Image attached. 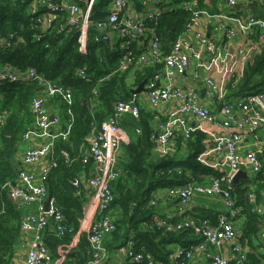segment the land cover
Here are the masks:
<instances>
[{"label": "built area", "instance_id": "built-area-1", "mask_svg": "<svg viewBox=\"0 0 264 264\" xmlns=\"http://www.w3.org/2000/svg\"><path fill=\"white\" fill-rule=\"evenodd\" d=\"M95 1L75 0L65 3L36 0L37 5L30 9L28 14L33 18L38 32L43 34L48 31L50 24L59 14L65 13L67 21L64 28L66 32L71 29L78 30L77 44L80 53L86 52L90 41L96 45L106 43L111 46L118 45L120 55L117 67L107 77L116 72H124L131 66L138 70L149 64L155 65L152 67H160L145 84L146 101L151 108L158 109L163 105H173L167 112L166 122L160 125L159 132L154 136L156 144L160 147L169 146L177 133L188 139L197 129L190 125V121L194 119L217 126L224 131L217 138L216 147L221 154L219 156L223 157L225 170L218 176H210L208 184L193 182L182 187H172L168 189V196L182 206H187L195 194L220 196L228 210L227 216L217 217L215 226L206 218L197 220L191 216L185 217L179 223H170L164 219L156 220L153 225L157 229L168 232L191 231L201 242L189 248L177 249L172 260L168 262L155 261L149 255L130 248L127 251V262L129 264H189L193 259L194 251H198L205 254L210 264H229L230 259L222 254L207 252V246L219 249L223 244L229 243H234L230 248L235 257L233 261L243 262L246 250L241 245L240 235L229 218L230 215L234 216L236 209L232 183L237 173L251 171L258 175L264 184V147L261 146L245 155L239 152V147L245 139V132L252 133L255 141H259L254 132L260 126L264 129V94L226 101V90L220 89L213 80L206 79V96L210 99L218 98L222 102L219 110L213 112L210 107L200 102L197 90L181 88L182 86L176 85L174 81L186 73L193 59H200L204 49L210 55L216 50L214 40L205 37L202 32H194L200 19L218 21L216 30L219 33H222L228 22H234L236 30L226 31V38L229 40L237 39L240 34L246 35L257 29V39L260 42L264 41V20L251 17L246 22H241L239 18L233 19L226 15L201 11L195 1L179 0V6L190 15V21L185 34L172 44L167 54H164L161 50V37L156 30L157 17L170 8L172 0H143L139 7H135L134 0H108L106 12L100 19L95 18L92 12ZM240 1L225 0L228 8L231 9ZM146 22H152L153 26H148ZM190 33H193L195 40L193 44L185 36ZM113 35L117 38L116 42L112 39ZM39 38L40 35L37 34L34 39ZM140 39L142 50L138 57H135L130 49V43L134 42L138 45ZM242 75L234 78L239 79ZM74 76L85 83L90 81L83 68L75 69ZM107 77L100 79L98 83ZM30 80L36 81L37 86L45 90L49 97L58 96L67 107L71 105V92L68 89L47 81L34 69L14 70V72L10 67L0 69V86L4 83L14 84ZM30 110L34 117L36 132L28 130L23 134V141L28 142L35 134L44 138L45 144L39 147L30 146L23 151L20 157L21 169L17 172L15 186H11L8 192L10 200L16 205L34 206L35 209L34 213L24 216L20 223V235L30 237L23 264H46L52 261L61 264L76 247L82 235H85L90 250L87 264H106L108 252L103 247V240L115 231L112 219L106 215L108 207L113 202L110 185L119 177L116 168L117 153L125 142V135L118 126V119L125 114L138 119L139 108L133 102L116 104L112 116L101 122L86 138L87 154L95 167L94 173L87 179V185L93 191V201L98 209L97 218L90 210L86 211L84 208L78 232L67 245L57 247L55 259L44 245V230L49 226L51 229L54 228L55 236L58 238L70 233V230L65 225L64 216L57 208L55 200L47 196L44 180L50 170L56 166L55 162L47 161L55 139H67L69 128L61 130L59 118L50 116L46 101L39 96L32 98ZM226 130L231 131L225 132ZM61 154L69 161L65 152ZM36 166L39 167L38 182L34 175L26 170L28 167ZM79 185L80 180L74 178L72 186L78 189ZM247 200L253 205L251 209L253 213L263 214V207L255 204L256 197L253 192L247 195ZM46 201L47 210L44 209Z\"/></svg>", "mask_w": 264, "mask_h": 264}, {"label": "trees", "instance_id": "trees-1", "mask_svg": "<svg viewBox=\"0 0 264 264\" xmlns=\"http://www.w3.org/2000/svg\"><path fill=\"white\" fill-rule=\"evenodd\" d=\"M178 2L179 0L177 7L167 9L157 17L156 30L161 37L165 54L178 37L185 33L190 21V15ZM107 4L108 0L95 1L92 10L95 18H103ZM28 6L29 3L23 0H0V68L10 67L19 71L34 69L47 81L68 89L72 98L69 107L58 99L61 110L59 125L61 130L69 128V137L55 139L47 161L55 162L56 166L44 180L47 196L55 200L57 208L64 216L65 225L70 230V233L60 238L55 236L54 228L44 233V245L52 253L56 252L57 247L71 241L83 218L86 199L79 193V188L72 186V181L91 164L87 157L86 138L101 122L112 116L113 106L120 102H131L134 98L132 90L142 81L147 82L160 68L138 70L131 66L124 72H116L107 77L117 67L120 55L118 45H96L90 41L86 52L80 53L77 44L78 30L71 29L66 32L65 13L59 14L48 31L40 34L33 18L26 11ZM80 8L83 11V6ZM146 24L153 26L152 22ZM37 34L40 38L35 40ZM136 45L131 42L130 49L138 57L140 50L136 49ZM77 68L85 69L90 78L89 82H82L74 76ZM104 77L107 78L98 83ZM255 94H264V47L247 66L241 78L230 79L226 86L225 100L246 98ZM39 95V87L33 80L4 83L0 86V264H9L20 237L23 212L8 199L7 194L17 177L16 158L23 142V134L32 128L34 121L30 110L31 100ZM154 136L152 131L145 130L137 140L130 142L126 147L130 161L122 174L116 164L119 177L110 185L113 202L106 211L109 217L112 216L109 212L112 208L117 211L113 214L115 231L107 236L113 237L114 241L123 238L125 229L138 227L150 217L151 209L147 207L146 200L151 191L156 188L182 187L193 182L203 184L205 178L219 175V172L201 165L198 161L202 152V137L199 133L192 132L185 141L177 139L176 151L162 158L152 159L150 152L156 143ZM28 148L30 146L25 150ZM62 152L68 155L69 161ZM237 186L233 185L235 207L240 208L239 213L244 214V221L240 224L233 221V224L240 235L241 245L249 248L251 238L258 233L263 218L241 211L243 204H239L238 199L245 190H240ZM185 237L183 232L147 230L141 237V244L137 249L133 246V250L142 251L155 260L163 261L171 253L167 247L180 243ZM88 259L90 250L85 235H82L65 261L67 264H87ZM229 264H262V260L256 249L251 248V251H246L243 262L232 261Z\"/></svg>", "mask_w": 264, "mask_h": 264}, {"label": "crops", "instance_id": "crops-1", "mask_svg": "<svg viewBox=\"0 0 264 264\" xmlns=\"http://www.w3.org/2000/svg\"><path fill=\"white\" fill-rule=\"evenodd\" d=\"M26 1V0H23ZM51 2H60L63 1L65 3H70L75 0H45ZM143 0H134L135 7H139L140 3ZM178 0H172L170 4V8L177 7L176 3ZM194 1V0H193ZM29 3L26 11L28 12L30 9L34 8L37 3L36 0H27ZM196 2V1H195ZM179 4V2H178ZM197 7L201 11H206L209 14H222L226 15L230 18H239L241 22H245L249 17H256L264 20V0H241L239 4L233 9L228 8L225 0H202L196 2ZM169 8V9H170ZM218 21L213 20H205L200 19L198 23V27L194 29V32H202V34L216 42V50L213 54H209L205 49L202 52L200 59H193L191 61L190 67L186 71V73L181 76L174 83L178 86H182L181 88H192L195 91H198L199 100L201 103L206 104V106L210 107L213 112H217L221 107L222 102L218 99H210L206 96V79H211L214 83L222 90H226V86L230 79L242 75L247 66L252 62L253 58L256 55L261 53L262 47H264V41H258V30L254 29L253 32L248 33L246 35L240 34L237 39L229 40L226 38V31L228 29L236 30V25L234 22H228L223 29L222 33L217 32L216 26ZM183 33L182 35H184ZM180 35L179 37H181ZM186 38L193 44L195 42L193 33L186 34ZM178 37V38H179ZM114 42H116L117 38L115 35L112 36ZM171 48V47H170ZM170 48L166 51H170ZM137 50H142L141 39L136 47ZM161 50L165 54V50L161 44ZM239 50L241 52L239 53ZM155 66L153 64H149V66L144 67L149 68ZM6 68V67H4ZM0 68V69H4ZM160 68V67H159ZM162 69V67H161ZM12 72L17 70L15 68H10ZM163 71V70H162ZM40 98H43L47 102V110L50 116L58 117L60 120V97H49L45 90L39 88ZM133 95V94H132ZM134 96V95H133ZM62 101V100H61ZM63 102V101H62ZM133 102L140 111V117L135 119L128 114L121 116L118 119V126L121 131L125 135V142L122 147L119 149L120 152L117 153V168L122 172L125 170V167L130 161V157L126 153V147L130 144V142H134L137 138L144 132L145 130H150L154 134L159 132L160 125L164 124L167 120V112L173 107V105H163L158 109L151 108L146 101V93H142L140 95L134 96ZM65 105V104H64ZM114 109V106H113ZM33 118V116H32ZM32 128L30 132H36L35 123L32 122ZM197 127L194 133H199L202 137L201 139V147L202 152L198 156V161L201 165L208 166L212 170H216L217 172L224 171L225 165L223 161V157L219 153L218 148L216 147V141L220 134L224 131L217 126H213L207 123H201L197 120H191L190 125ZM226 130L225 132H227ZM229 130L228 132H230ZM254 134H256L259 138V141H255L253 134L250 132H245V139L243 140L241 146L239 147V152L242 155H245L247 152L255 151L261 146L264 147V129L263 127H259L255 130ZM177 139H181V141H185V138L181 136L180 133H177L175 139L169 144V146L160 147L156 143H154L153 148L151 149L150 156L152 159L162 158L167 154H171L176 151L177 145L175 141ZM24 142V141H23ZM20 146V151L17 155V171L21 169L20 157L23 151L29 147H39L45 144V139L33 134L31 139L28 142H24ZM175 143V144H174ZM88 153V151H87ZM179 155V154H178ZM89 155L87 154V157ZM90 159V157H88ZM91 160V159H90ZM29 173L33 174L36 182H38V172L39 167H28L26 169ZM95 171V167L93 161L91 160V164L89 167L79 172L75 178L80 180L79 185V193L86 199L84 208L90 210L95 218H97L98 209L93 201V191L87 185V179L92 176ZM244 176L237 179L236 183L233 185H238L237 187L240 190H245V193L242 194L238 202L239 204H243L241 207V211L244 210L246 213L254 214L263 218V223L259 225V231L255 237L251 238V246L248 248L244 246V250L251 251V248L256 249L257 255L262 260V264H264V211L262 215H257L251 211L253 205L246 199L247 195L250 192H253L256 197L255 204L260 205L264 209V198H263V189L264 184L259 179L258 175H255L251 171H244ZM209 178H205L203 184H208ZM234 195V193H233ZM149 198L147 201V207L151 209L150 217L138 227H134L133 229H125V233L123 238L114 241L113 237H105L103 240V247L108 252V258L106 264H129L127 262V251L133 246L135 249L141 244L142 238L147 230H158L165 233H180V232H168L163 229H157L153 222L159 219H164L170 223L181 222L185 217L191 216L200 219H208L212 225H216L217 217L219 216H227L228 210L225 208L223 204V200L220 196H206L195 194L191 200V202L187 206H182L178 202L170 199L168 196V189L156 188L148 194ZM8 197V194H7ZM9 199V197H8ZM235 199V195H234ZM10 200V199H9ZM236 203V200H235ZM20 210L23 212V216H26L29 213H34V206H25V205H17ZM83 210V212L85 211ZM240 208H236L234 212V216L231 217V221L235 224H240L244 221V214L239 213ZM110 218L114 221V215L117 211H114L112 208L110 211ZM236 219V220H235ZM51 230L49 226L44 233ZM185 233L186 237L182 238V241L178 244H173L167 247L169 252H171L167 258V260H163V262H168L172 260V257L177 249L189 248L191 246H195L200 243L201 240L197 238L191 231H182ZM30 244V237L20 235L15 248L14 253L9 261V264H23L25 252L28 249ZM234 243L223 244L221 248L216 249L211 246H207V252L210 253H219L223 256L230 259V262L235 258L231 253V246ZM142 252V251H138ZM144 253V252H143ZM54 259L56 258L55 251L52 252ZM151 257V256H150ZM152 258V257H151ZM154 259V258H152ZM89 260V259H88ZM155 260V259H154ZM160 261V260H155ZM229 262V263H230ZM46 264H57V262L52 261L51 263ZM61 264H67V261H63ZM189 264H210L209 260L205 258V254L194 251L193 259Z\"/></svg>", "mask_w": 264, "mask_h": 264}, {"label": "water", "instance_id": "water-1", "mask_svg": "<svg viewBox=\"0 0 264 264\" xmlns=\"http://www.w3.org/2000/svg\"><path fill=\"white\" fill-rule=\"evenodd\" d=\"M145 84H146V81H142L134 90H132V94L134 96H137V95L144 93L145 92ZM243 176H244L243 172L237 173L234 177V183H236L238 178L243 177ZM12 186L14 187L15 183H13ZM8 197H9V195H8ZM47 207H48V205H47V201H46L44 203V209L47 210Z\"/></svg>", "mask_w": 264, "mask_h": 264}, {"label": "rangeland", "instance_id": "rangeland-1", "mask_svg": "<svg viewBox=\"0 0 264 264\" xmlns=\"http://www.w3.org/2000/svg\"><path fill=\"white\" fill-rule=\"evenodd\" d=\"M249 18H251V17H249ZM249 18H248V19H249ZM246 21H247V20H246ZM246 21H245V22H246Z\"/></svg>", "mask_w": 264, "mask_h": 264}]
</instances>
